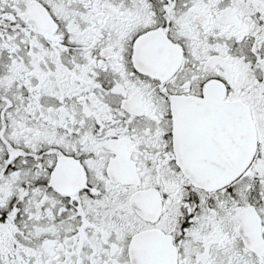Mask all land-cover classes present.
Instances as JSON below:
<instances>
[{
  "label": "snow or ice",
  "instance_id": "obj_1",
  "mask_svg": "<svg viewBox=\"0 0 264 264\" xmlns=\"http://www.w3.org/2000/svg\"><path fill=\"white\" fill-rule=\"evenodd\" d=\"M0 264H264V0H0Z\"/></svg>",
  "mask_w": 264,
  "mask_h": 264
}]
</instances>
